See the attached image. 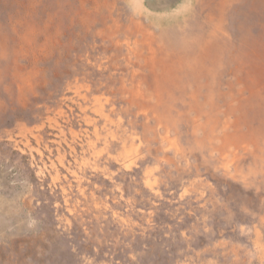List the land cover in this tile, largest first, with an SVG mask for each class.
I'll return each mask as SVG.
<instances>
[{
  "label": "rangeland",
  "instance_id": "rangeland-1",
  "mask_svg": "<svg viewBox=\"0 0 264 264\" xmlns=\"http://www.w3.org/2000/svg\"><path fill=\"white\" fill-rule=\"evenodd\" d=\"M141 1L0 0V264H264V0Z\"/></svg>",
  "mask_w": 264,
  "mask_h": 264
},
{
  "label": "bare ground",
  "instance_id": "bare-ground-1",
  "mask_svg": "<svg viewBox=\"0 0 264 264\" xmlns=\"http://www.w3.org/2000/svg\"><path fill=\"white\" fill-rule=\"evenodd\" d=\"M95 1V0H94ZM128 2H127V4H130L129 6H131V9H132V11H136V12H140L141 14H142V11L141 10H146V14L147 15H150V16H154V17H160V19L162 18V16H164V17H168L167 15L169 14V12L168 13H164L165 11H159V9H158V11L157 10H152V8H151V11H149V9H145L144 7H140V6H143V2L141 1V0H127ZM141 1V2H140ZM193 2H195V1H193ZM29 3V2H28ZM85 3V2H84ZM180 3V2H179ZM190 4H192V3H190ZM194 5V4H193ZM81 6V5H80ZM167 7V6H166ZM163 8H165V7H163ZM180 8H182V6L180 7ZM163 10V9H162ZM170 10V9H169ZM191 10V9H190ZM177 11V10H176ZM180 11V14L182 13V10H179ZM10 12V11H9ZM150 12H151V14H150ZM144 13H145V11H144ZM184 13V12H183ZM182 13V14H183ZM54 14H56L55 12H53V15ZM79 14V12H76V13H74L73 15L71 14L70 16L71 17H76V19L78 20V21H80L79 22V24H82L81 26L82 27H88V18L86 19V16H84V14H83V12H82V15H79L78 17H77V15ZM90 14H92L91 12H90ZM89 14V15H90ZM161 14H162V16H161ZM179 14V12H177V15ZM189 14V13H188ZM53 15H47V20H45V23L42 25V27L43 28H46V27H48V25H52V23L53 22H56L55 23V25L57 26H55V29L53 30V36H54V39L55 40H57V41H59L60 39H58V36H61V33H60V28H61V25H59V24H61V19L58 21H56V15L55 16H53ZM185 16H187V15H185ZM189 16V15H188ZM169 18V17H168ZM210 18V17H209ZM15 19V18H14ZM218 19V18H217ZM219 20V19H218ZM14 23H19V22H21L20 20L19 21H17V20H12ZM209 21V20H208ZM203 23V21H201L200 22V24H202ZM20 25L22 24V23H19ZM24 26H25V28H28V30H29V28H31V25L27 22V21H25L24 23ZM12 26H13V24H12ZM59 26H60V28H59ZM217 27V26H216ZM215 27V28H216ZM189 28H191V27H189ZM217 29H219L218 27H217ZM149 30V29H148ZM193 31V30H192ZM213 30H210L209 32H208V35H203V36H198V38L197 37H193V38H196L195 39V41L194 42H191V40H190V37L187 39V41H185L184 43H182L181 44V48L180 49H182V47L186 50V49H188V48H190V46L193 44V43H198V42H202V44L201 45H198V46H196V48H199L200 47V49H202V48H205L206 46H203V44H205V42H209L210 40H212V39H216L217 37L218 38H220L221 37V31L222 30H220V34L218 35V36H215L214 34H213V32H212ZM52 33V32H51ZM187 33V32H186ZM194 34V33H193ZM222 34H224V32L222 33ZM62 35H63V33H62ZM51 36V35H50ZM49 36V37H50ZM220 36V37H219ZM193 41V40H192ZM27 42H28V38L25 36V37H23V39H22V44L23 45H27ZM19 43V42H18ZM2 44H4V39H3V42L2 41H0V45H2ZM220 45V44H219ZM22 49V48H21ZM200 49H199V51H198V53L199 54H201V51H200ZM197 50V49H196ZM18 52H19V50H18ZM216 52H217V50H216ZM181 53V52H180ZM184 53V52H183ZM186 57V56H185ZM216 58V57H215ZM187 59V58H186ZM188 60V59H187ZM186 64V66H190V63H188V61H185V62H183L182 63V67L184 66ZM192 64V63H191ZM186 66H184V68L186 67ZM180 67V66H179ZM181 67V68H182ZM14 69V68H13ZM30 84V83H29ZM24 95V94H23ZM83 95V94H82ZM20 97H21V95H20ZM84 99H85V97H84ZM18 101H19V98H18ZM105 101V100H104ZM1 106V105H0ZM22 125V124H21ZM23 126V125H22Z\"/></svg>",
  "mask_w": 264,
  "mask_h": 264
}]
</instances>
